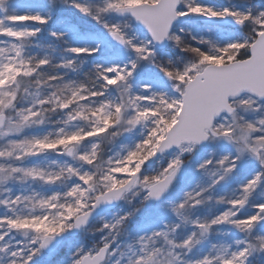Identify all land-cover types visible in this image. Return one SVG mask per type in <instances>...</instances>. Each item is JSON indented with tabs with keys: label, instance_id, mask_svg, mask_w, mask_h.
Returning a JSON list of instances; mask_svg holds the SVG:
<instances>
[{
	"label": "snow or ice",
	"instance_id": "snow-or-ice-1",
	"mask_svg": "<svg viewBox=\"0 0 264 264\" xmlns=\"http://www.w3.org/2000/svg\"><path fill=\"white\" fill-rule=\"evenodd\" d=\"M0 264H264V0H0Z\"/></svg>",
	"mask_w": 264,
	"mask_h": 264
}]
</instances>
